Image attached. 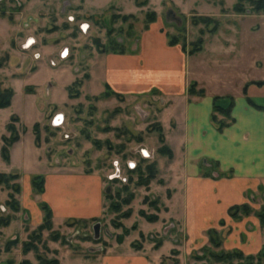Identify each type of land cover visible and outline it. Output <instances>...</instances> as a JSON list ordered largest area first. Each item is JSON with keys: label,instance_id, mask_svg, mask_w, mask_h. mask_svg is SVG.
Returning a JSON list of instances; mask_svg holds the SVG:
<instances>
[{"label": "rangeland", "instance_id": "rangeland-1", "mask_svg": "<svg viewBox=\"0 0 264 264\" xmlns=\"http://www.w3.org/2000/svg\"><path fill=\"white\" fill-rule=\"evenodd\" d=\"M148 35L177 42L207 100L233 101L232 123L213 109L230 124L219 132L244 96L264 112V0H0V92L13 93L0 109V264H264L260 160L245 172L226 150L185 156L168 73L163 97L107 90L111 47L177 69L158 42L144 51Z\"/></svg>", "mask_w": 264, "mask_h": 264}, {"label": "crops", "instance_id": "crops-1", "mask_svg": "<svg viewBox=\"0 0 264 264\" xmlns=\"http://www.w3.org/2000/svg\"><path fill=\"white\" fill-rule=\"evenodd\" d=\"M152 30L146 33L150 34ZM151 35L145 36L142 40L144 44V51L147 46H153L154 42H158L161 46L163 53H167L170 59H174L178 62L176 65L177 69H168V66L160 64V62H151V55H142L141 53H131V54H109L106 55L108 59V75L106 77V85H108L114 92L122 94L123 96H129L134 94L142 95L144 93H159L163 97V93L160 92L161 87H159L158 79L161 77L165 78L166 73L171 80L177 79L182 86V95L184 99V111L182 116V129L180 130L175 123L174 131L182 132L183 135V146L182 151L187 157H200L208 158L217 162H222L223 157H227L221 151L226 150V153L235 155L236 159L233 165L239 166L240 169L248 172L254 168L255 158L258 161L259 168L263 170L264 167V112H256L252 107L249 106L248 100L244 98L241 102L235 104L233 110V116L236 119L235 127L232 129H227L223 133L219 132L212 122V113L214 106V98L207 100V97L198 98L190 97L188 94V88L190 82H196L191 76L187 75L186 71V59L188 56L181 47L174 46L170 47L167 42L166 37L157 35L155 40ZM150 37V38H149ZM143 51V52H144ZM113 70H115L113 73ZM164 80V79H163ZM162 80V81H163ZM157 88L159 91L157 92ZM164 96L166 99L169 96H173L176 93L174 91H167ZM176 97V95L174 96ZM171 98L168 103L174 102ZM192 98V99H191ZM164 99L162 101L163 110H166V104ZM173 101V102H172ZM170 104V105H171ZM240 110L241 117L238 116V111ZM163 112V111H162ZM162 123L163 128L165 125ZM261 130V135H258L257 131ZM255 133V134H254ZM257 139V140H256ZM246 155L244 160L243 156ZM82 189L83 186H81ZM86 188L91 191V187L87 184ZM86 190V189H85ZM83 196L80 199L84 201L83 208L90 206L91 198L88 191L81 192ZM96 193V192H95ZM99 196V193H96ZM98 200V199H97ZM99 208L101 209V200L99 198ZM80 208V207H79ZM80 216V217H88ZM257 229L262 232L261 225L256 224ZM138 258V256L134 257ZM133 258V259H134ZM126 260V259H125ZM124 259H113V264H123L121 261ZM145 263L148 261L145 258Z\"/></svg>", "mask_w": 264, "mask_h": 264}, {"label": "trees", "instance_id": "trees-1", "mask_svg": "<svg viewBox=\"0 0 264 264\" xmlns=\"http://www.w3.org/2000/svg\"><path fill=\"white\" fill-rule=\"evenodd\" d=\"M260 11H263V10H260ZM3 15V14H1ZM123 19H127L126 17H124ZM146 20H147V25H150V24H153L156 22V14H151L149 17L147 16L146 17ZM177 42H175L173 39L170 40V43H169V46L170 47H174L176 45ZM111 53L113 54H122L124 55L125 53L122 51V50H118V48H114V47H111ZM108 86V85H107ZM197 87V84L196 82H193L190 87L188 88V94L189 96H193V97H198V98H204L206 96L205 94V91L203 89H200L199 91H196L195 88ZM109 93L111 94H115L116 95V92H114L109 86H108V89ZM12 98H13V93L9 90H5L4 92H0V109H5V108H8L10 105H11V101H12ZM220 100V97H215L214 98V106H213V109H214V112H218V113H222V112H227V113H224V117L227 119V121H229V123H232L234 122V119L231 115V112H232V109H233V101H231L229 107L227 109H224L222 110L221 107L217 106V101ZM212 122L217 126V129L218 131H222V129H224L225 127H227V123L225 122H220L217 120V117L215 116V114L212 116ZM3 154L6 155L7 153V149L4 148L3 150ZM41 179L40 177H34L33 178V183L35 184L37 180ZM45 210H46V206L43 207ZM52 217V214L51 212L49 211L47 216H46V220H50Z\"/></svg>", "mask_w": 264, "mask_h": 264}, {"label": "water", "instance_id": "water-1", "mask_svg": "<svg viewBox=\"0 0 264 264\" xmlns=\"http://www.w3.org/2000/svg\"><path fill=\"white\" fill-rule=\"evenodd\" d=\"M99 229H100V225H96L94 227V232H95V237L96 238L99 237Z\"/></svg>", "mask_w": 264, "mask_h": 264}]
</instances>
